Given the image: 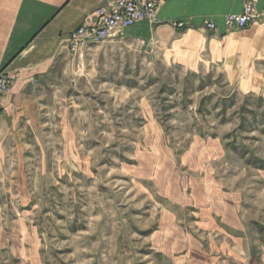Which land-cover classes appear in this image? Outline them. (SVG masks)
<instances>
[{
  "label": "rangeland",
  "instance_id": "rangeland-1",
  "mask_svg": "<svg viewBox=\"0 0 264 264\" xmlns=\"http://www.w3.org/2000/svg\"><path fill=\"white\" fill-rule=\"evenodd\" d=\"M163 58L146 43L89 45L66 56L32 126L0 129V264H264V97ZM162 138L202 153L206 167L176 163L185 198L240 203L242 240L197 223L194 205L161 211L143 176L157 170ZM26 232L30 253L11 246Z\"/></svg>",
  "mask_w": 264,
  "mask_h": 264
},
{
  "label": "crops",
  "instance_id": "crops-1",
  "mask_svg": "<svg viewBox=\"0 0 264 264\" xmlns=\"http://www.w3.org/2000/svg\"><path fill=\"white\" fill-rule=\"evenodd\" d=\"M110 1L0 0V71L17 76L0 101V129L5 128L7 131L32 126L36 101L43 90L52 87V80H56L60 74V66L66 56H70L64 48L67 34L78 28L97 8L106 6ZM243 1L166 0L156 12L158 25L148 21L138 22L131 28L119 31L102 45L146 43L158 50L168 65L184 70V76L203 74L211 80L221 79L229 91L238 90L245 96L264 97V18L244 30H228L224 25L226 15L241 12ZM263 6L264 0H258L257 12H261ZM204 20L214 21L217 29L213 32L202 29L200 26ZM179 21L186 24L184 28L176 29L171 25ZM76 59L81 62V58ZM205 89L213 93L218 89L217 83L201 90ZM159 142V161L153 157L157 170L153 175L143 176V179L154 185V197L159 200L158 204H164L160 206L161 211L171 217L170 210H164L165 206L171 209L172 203L180 207L194 205L193 214L197 223L232 232L230 236L233 240H242L240 234L243 228L236 213L240 203L232 201L218 205L213 193L205 190L200 191L203 194L196 203L188 202L185 198L188 183L186 177L183 180V175L180 176L176 163L181 159V167L185 170L191 168L189 164H192V160L206 167L208 164H203L202 153H175L167 149L164 138ZM217 143L216 139L212 145ZM197 149L202 150V146ZM198 168L201 170V165ZM200 174L202 178L211 175L210 172ZM162 223L166 221L162 220ZM13 236L12 248L33 250L36 244L34 234L26 232L21 236ZM186 240L190 241L191 237ZM23 241L25 246L22 247Z\"/></svg>",
  "mask_w": 264,
  "mask_h": 264
},
{
  "label": "built area",
  "instance_id": "built-area-1",
  "mask_svg": "<svg viewBox=\"0 0 264 264\" xmlns=\"http://www.w3.org/2000/svg\"><path fill=\"white\" fill-rule=\"evenodd\" d=\"M166 0H112L104 7L97 8L90 16L67 34L64 48L69 55H81L89 45L103 44L119 31L131 28L141 21L158 25L156 12ZM258 0H244L239 14H228L224 25L228 30H244L260 18H264V6L257 12ZM176 29L185 27L183 21L173 22ZM207 32H213L217 25L212 20H204L200 26ZM16 74L0 71V101L16 81Z\"/></svg>",
  "mask_w": 264,
  "mask_h": 264
},
{
  "label": "trees",
  "instance_id": "trees-1",
  "mask_svg": "<svg viewBox=\"0 0 264 264\" xmlns=\"http://www.w3.org/2000/svg\"><path fill=\"white\" fill-rule=\"evenodd\" d=\"M261 117H262V120H263V121H262V123H263V127H262V128L264 129V112H263V114H261ZM243 121H244V120H243ZM260 163L262 164V162H260ZM262 165H263V164H262Z\"/></svg>",
  "mask_w": 264,
  "mask_h": 264
}]
</instances>
